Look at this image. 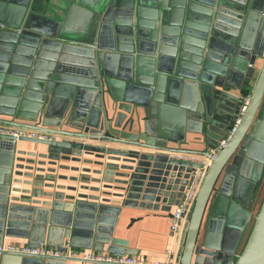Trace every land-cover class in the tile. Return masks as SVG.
<instances>
[{
  "label": "water",
  "instance_id": "obj_1",
  "mask_svg": "<svg viewBox=\"0 0 264 264\" xmlns=\"http://www.w3.org/2000/svg\"><path fill=\"white\" fill-rule=\"evenodd\" d=\"M249 91L176 264H264V193L251 209L264 184V0H0V124L54 135L0 136V247L127 256L113 237L122 207L178 205L198 164L173 155L218 148ZM189 135L201 149L169 146ZM0 264L117 263L5 251Z\"/></svg>",
  "mask_w": 264,
  "mask_h": 264
},
{
  "label": "built area",
  "instance_id": "obj_2",
  "mask_svg": "<svg viewBox=\"0 0 264 264\" xmlns=\"http://www.w3.org/2000/svg\"><path fill=\"white\" fill-rule=\"evenodd\" d=\"M246 102L242 105L240 110V115L238 120H236L234 126L231 128V134L234 133L236 127L240 122V118L246 109ZM0 136H6L13 138L14 141H18L22 137L34 138V139H51L54 137L53 134L34 130L27 127L1 125L0 124ZM229 135L225 137L220 146L209 152L208 155H198L189 153H176L175 156L178 159H183L189 162H194L198 166L194 167L188 184L180 198L179 204L174 207V210L170 214V233L172 238V243L167 249V260L164 262H159L155 264H176L178 258V247L180 244V237L184 230V226L187 220V216L192 210L194 201L196 199L199 187L201 185L203 176L212 164V159L215 157L216 153L220 148H222L228 141ZM64 251L58 248L51 247L48 245H42L40 247H31L28 244H4L0 247V253L5 251H12L18 253H26L32 255H44V256H66L74 258H83L90 261L99 262H112L117 264H148L145 259L135 258L133 256H116L108 252H100L96 250L89 251H79L70 246V243H65L63 245Z\"/></svg>",
  "mask_w": 264,
  "mask_h": 264
},
{
  "label": "crops",
  "instance_id": "obj_3",
  "mask_svg": "<svg viewBox=\"0 0 264 264\" xmlns=\"http://www.w3.org/2000/svg\"><path fill=\"white\" fill-rule=\"evenodd\" d=\"M262 61L259 62L258 69L261 67ZM6 118V117H5ZM9 119V118H7ZM23 123H33L29 121H23ZM189 141L186 144H176L170 143L169 146L174 149H186L195 151L201 149L200 145L193 144L192 135H189ZM102 145L100 143H97ZM107 145V144H103ZM110 145V144H109ZM112 147H119L113 145ZM38 149V153L44 151L39 146H35L29 142H19L18 149L26 150H35ZM85 158L92 161L91 164H86L82 167L90 168L94 170L97 168L94 161L96 160L94 156L85 155ZM80 174L85 177V179H90L95 175L93 173ZM222 179V178H221ZM221 179L218 181V186L221 182ZM64 183V182H61ZM89 185L92 186L93 183L89 182ZM14 188L24 189L26 186L15 185ZM261 190V186H260ZM258 190V193L260 192ZM256 194L255 200L252 202L251 209L253 212H257L259 204L262 199V195L259 197V194ZM24 197L25 195L21 193V190L14 193ZM175 205H173L170 210H148L140 207H122L118 217L116 218V224L114 226L113 237L125 241L127 243L124 245L131 253L127 256H133L135 258L145 259L148 264H155L159 262H164L167 260V249L172 243L171 233H170V214L174 210ZM5 243H14V244H26L27 241L17 238H6ZM74 248V247H73ZM79 251H89L93 249H83L75 248ZM105 252H107L105 250Z\"/></svg>",
  "mask_w": 264,
  "mask_h": 264
},
{
  "label": "bare ground",
  "instance_id": "obj_4",
  "mask_svg": "<svg viewBox=\"0 0 264 264\" xmlns=\"http://www.w3.org/2000/svg\"><path fill=\"white\" fill-rule=\"evenodd\" d=\"M249 97H250V91L247 92V94L245 95V102H246V100H247V103H248ZM245 102H244V103H245ZM244 103H243V104H244ZM243 104H242V105H243ZM241 107H242V106H241ZM246 108H247V104H246ZM240 110H241V109H240ZM245 110H246V109H245ZM243 113H244V112H243ZM239 115H240V114H239ZM242 115H243V114H242ZM241 117H242V116H241ZM238 118H239V117H238ZM237 120H238V119H237ZM240 120H241V118H240ZM235 122H236V121H235ZM239 123H240V122H239ZM234 124H235V123H234ZM234 124H233V126H234ZM233 126H232V127H233ZM232 127H231V128H232ZM236 128H237V127H236ZM234 132H235V131H234ZM228 135H229L230 137L232 136V134H231V129H230V134H228ZM228 135H227V136H228ZM227 136H226V137H227ZM230 137H229V138H230ZM228 140H229V139H228ZM225 145H226V144H225ZM225 145H224V146H225ZM212 150H213V149H212ZM210 151H211V150H210ZM210 151H209V152H210ZM258 194H259V193H258ZM260 203H261V202H260ZM259 205H260V204H259Z\"/></svg>",
  "mask_w": 264,
  "mask_h": 264
},
{
  "label": "flooded vegetation",
  "instance_id": "obj_5",
  "mask_svg": "<svg viewBox=\"0 0 264 264\" xmlns=\"http://www.w3.org/2000/svg\"><path fill=\"white\" fill-rule=\"evenodd\" d=\"M263 190H264V184L261 185V190L259 192V197L261 196V194L263 193Z\"/></svg>",
  "mask_w": 264,
  "mask_h": 264
}]
</instances>
